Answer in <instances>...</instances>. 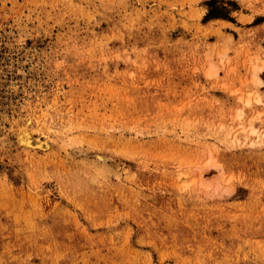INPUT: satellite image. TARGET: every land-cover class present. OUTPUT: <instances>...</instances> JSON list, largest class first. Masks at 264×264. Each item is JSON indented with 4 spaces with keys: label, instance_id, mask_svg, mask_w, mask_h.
I'll use <instances>...</instances> for the list:
<instances>
[{
    "label": "rangeland",
    "instance_id": "obj_1",
    "mask_svg": "<svg viewBox=\"0 0 264 264\" xmlns=\"http://www.w3.org/2000/svg\"><path fill=\"white\" fill-rule=\"evenodd\" d=\"M0 264H264V0H0Z\"/></svg>",
    "mask_w": 264,
    "mask_h": 264
},
{
    "label": "bare ground",
    "instance_id": "obj_2",
    "mask_svg": "<svg viewBox=\"0 0 264 264\" xmlns=\"http://www.w3.org/2000/svg\"><path fill=\"white\" fill-rule=\"evenodd\" d=\"M216 74H217V68L213 65L209 68L208 75L210 77H214V76H216ZM253 82L257 86H260L262 84V80L260 78L256 77V75L253 77ZM249 103H250V99L247 98L246 104H249ZM61 123H62L63 127H65V129H67V130H69V129H71V127L75 126L70 120L65 119V118L63 120H61ZM18 140H19L20 144L26 149L47 150L49 148V142L46 139L35 140V138L33 137V134L29 131V129L27 127H23L19 130ZM97 159L98 160H104V158H102L101 156H97ZM206 167L207 168H210V167L218 168V166L212 161H210L206 165Z\"/></svg>",
    "mask_w": 264,
    "mask_h": 264
},
{
    "label": "trees",
    "instance_id": "obj_3",
    "mask_svg": "<svg viewBox=\"0 0 264 264\" xmlns=\"http://www.w3.org/2000/svg\"><path fill=\"white\" fill-rule=\"evenodd\" d=\"M209 16H210V14H209ZM212 17H219L218 15H215V16H213V15H211Z\"/></svg>",
    "mask_w": 264,
    "mask_h": 264
}]
</instances>
